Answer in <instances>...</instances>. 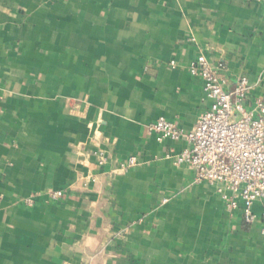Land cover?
<instances>
[{"label":"crops","instance_id":"crops-1","mask_svg":"<svg viewBox=\"0 0 264 264\" xmlns=\"http://www.w3.org/2000/svg\"><path fill=\"white\" fill-rule=\"evenodd\" d=\"M200 53L228 90L249 78L252 107L264 1L0 0V264H264L261 221L149 130L189 131L209 107Z\"/></svg>","mask_w":264,"mask_h":264},{"label":"built area","instance_id":"built-area-1","mask_svg":"<svg viewBox=\"0 0 264 264\" xmlns=\"http://www.w3.org/2000/svg\"><path fill=\"white\" fill-rule=\"evenodd\" d=\"M188 70L203 79L204 93L211 101L209 107L189 131L164 116L150 123L149 130L159 142L185 141L186 146L179 152L171 147L167 156L174 157L177 165H186L193 172L195 183L217 184L228 206L241 208L246 223L261 221L264 241V213L258 215L253 210L256 202L264 200V92L255 97L249 108V78L241 76L234 88L228 90L225 65L212 63L203 53L190 62ZM258 84L264 87V72L259 75ZM135 162L136 158L130 157L120 168ZM105 163L106 155L99 152L98 164ZM49 196L56 201L63 191H51ZM24 202L31 205L33 200L29 197Z\"/></svg>","mask_w":264,"mask_h":264}]
</instances>
